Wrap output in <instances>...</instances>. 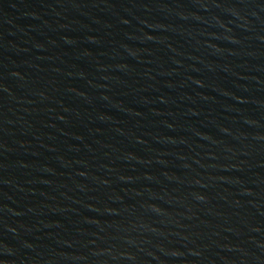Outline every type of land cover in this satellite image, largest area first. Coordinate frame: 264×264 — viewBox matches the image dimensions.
<instances>
[{"label":"water","instance_id":"water-1","mask_svg":"<svg viewBox=\"0 0 264 264\" xmlns=\"http://www.w3.org/2000/svg\"><path fill=\"white\" fill-rule=\"evenodd\" d=\"M0 264H264V0H0Z\"/></svg>","mask_w":264,"mask_h":264}]
</instances>
